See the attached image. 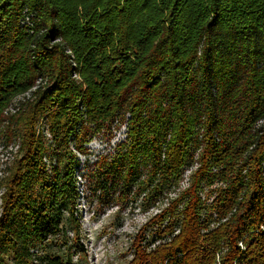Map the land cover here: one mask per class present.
<instances>
[{
	"label": "trees",
	"instance_id": "obj_1",
	"mask_svg": "<svg viewBox=\"0 0 264 264\" xmlns=\"http://www.w3.org/2000/svg\"><path fill=\"white\" fill-rule=\"evenodd\" d=\"M263 118L264 0H0V144L17 147L1 162L0 264H74L72 247L39 248L66 214L79 231L75 149L116 121L126 139L84 173L99 209L170 199L126 264H264ZM148 226L147 247L168 242L143 249Z\"/></svg>",
	"mask_w": 264,
	"mask_h": 264
},
{
	"label": "rangeland",
	"instance_id": "obj_2",
	"mask_svg": "<svg viewBox=\"0 0 264 264\" xmlns=\"http://www.w3.org/2000/svg\"><path fill=\"white\" fill-rule=\"evenodd\" d=\"M40 127L41 125L38 123V132L41 131ZM49 135L45 133L46 138H49ZM126 135L127 122L116 121L110 131H101L94 135L87 144L88 153H82L79 156L80 168L76 172L80 197L78 198L75 216L79 219V231L77 223L69 218V214H66L63 222L64 234L51 237L42 248H39L40 253H57L67 259L70 247H72L74 264H126L134 258L133 241L149 219L167 206L170 199L164 198L157 205L147 210L143 205V195L136 196L133 193L125 206L113 202L99 209L98 199L91 188L87 186L88 182L84 176V173L87 172V164L91 165L90 169L93 170L95 168L93 163L96 162L99 155L113 153L115 145L120 140L126 139ZM16 149L15 146H7L5 142L0 144V175H2V160L10 159V157L13 159L17 153ZM48 159L50 160V158ZM183 180H185V175ZM186 185L187 183L182 181L181 187L185 188ZM203 195L206 196L205 193ZM170 196L172 198L177 194L172 192ZM157 228V226H148L144 229V238L140 241L142 246L144 241L148 243L154 239ZM77 232L80 234L77 235ZM166 242L168 241L161 239L158 244L152 247V250ZM78 243L83 248L81 251L77 246Z\"/></svg>",
	"mask_w": 264,
	"mask_h": 264
},
{
	"label": "built area",
	"instance_id": "obj_3",
	"mask_svg": "<svg viewBox=\"0 0 264 264\" xmlns=\"http://www.w3.org/2000/svg\"><path fill=\"white\" fill-rule=\"evenodd\" d=\"M45 84H47V79L46 78H44V77H39L37 80H36V82H35V84L29 89V90H27V91H25V92H23V93H20V94H18V95H16L13 99H12V101H11V103L9 104V106L7 107V109H6V111H5V113L6 114H13V113H15L22 105H23V103L26 101V100H28V99H30V98H32V96L34 95V92L39 88V87H41V86H43V85H45ZM256 126L258 127V128H260V127H262V126H264V118L263 119H260L258 122H257V124H256ZM46 134H50L49 132H45ZM49 138H51V134L49 135ZM122 140H125V138L124 139H122ZM122 140H120V141H122ZM17 148V147H16ZM75 151H76V153L78 154V156H81V152L80 151H78V150H76L75 149ZM12 158V157H11ZM46 159V161L48 162V163H50V160L48 159V157H46L45 158ZM198 166V163H196V165H194L192 168H189V169H187L186 170V173H185V182L187 183V185L186 186H188V184H189V179H190V173H191V171L193 170V169H195L196 167ZM261 167H262V177H263V188H264V155H263V159H262V165H261ZM188 175V176H187ZM183 181V182H184ZM204 196V195H203ZM205 197V196H204ZM179 231V229L177 228L176 229V233ZM161 241V239H157V240H155V242L151 245V247L150 248H152V247H154L156 244H158L159 242ZM241 245H242V243H241ZM147 247V241H144L143 242V248H146ZM147 248H149V247H147ZM217 258H218V260H219V258H220V254H218L217 255Z\"/></svg>",
	"mask_w": 264,
	"mask_h": 264
}]
</instances>
